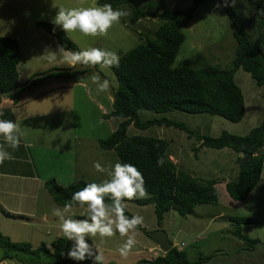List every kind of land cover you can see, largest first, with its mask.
I'll list each match as a JSON object with an SVG mask.
<instances>
[{
    "label": "rangeland",
    "instance_id": "374dc122",
    "mask_svg": "<svg viewBox=\"0 0 264 264\" xmlns=\"http://www.w3.org/2000/svg\"><path fill=\"white\" fill-rule=\"evenodd\" d=\"M96 2L97 0H0V37L15 39L19 43L21 62L17 69L21 81L29 80L32 75H39L35 71L45 73L63 69L62 65L66 64L59 54L51 63L40 58L47 50L56 52L60 45L56 38L47 34L37 23L43 21L55 24V16L60 7L98 6ZM136 2L141 10L161 13L190 9L193 0H136ZM244 2L235 0L244 16L242 18L246 31L254 39L255 12ZM122 9L130 12L127 8ZM130 15L125 17V24L120 20L105 36H84L79 31L64 32L79 51L88 47L103 48L115 51L121 58L142 44L144 35L152 37L161 24L155 17H146L130 25ZM183 33L185 39L180 45L173 68H179L185 62L194 67L215 66L221 69L231 67L236 42L222 0L203 2L184 27ZM97 69L110 81L112 87L117 86L111 67L98 64ZM77 74L78 77L72 81L74 83L66 78L62 81L44 80L37 83L34 91L40 89L36 94L42 95L30 100L29 112L25 116L11 112L9 118L16 121L19 115H22L20 121H24L19 125L24 126L28 136L26 138L31 140V144L36 142L35 145L40 148L38 152L34 150V156L39 154L41 158L40 168H37L39 175L48 180L54 179L62 187L80 181L87 184L99 183L107 177L95 170L94 162H99L105 167L120 162L115 151L104 150L98 144L99 140L106 139L115 131L122 121L104 118V115L112 110L113 96L109 94L108 89L101 90L100 85L103 81L97 80V76L91 70ZM234 80L242 90L245 104L244 117L237 123L215 115L188 114L180 111L155 113L140 110L138 116L141 121L165 117L184 124L195 135L218 137L222 132H227L245 136L260 124L264 116V88L258 87L250 74L242 69L234 73ZM46 86L47 89L44 88ZM36 105L39 106L35 107ZM101 120L103 123L99 122ZM127 134L165 140L168 143L167 154L177 170L198 180L215 181L218 201L216 204L197 205L193 214L185 216L171 210L164 215L160 225L157 223L152 205L139 206L126 201V211L144 218L141 227L145 231L137 229L136 245L127 258H122L118 252L126 240V237L120 236L119 233L106 238L98 235L90 237L88 242L100 248L106 264H153L152 261L164 253L145 232L151 233L158 228L166 233L174 248L187 254L190 261L197 260L199 256L202 258L212 256L202 264H264V149L261 150L263 169L258 184L245 200L234 201L227 194L225 187L237 179L239 170L237 160L243 158L242 154H237L229 148L197 149L199 142L195 137L188 138L185 132L174 127L152 126L146 130H138L131 125L127 129ZM44 143L56 144L57 148H61L62 156L59 153H50L48 151L50 149H47ZM49 156H59L60 159H51ZM2 179L4 178L0 177V180ZM2 187H13V183L4 179L0 181V192ZM28 194L32 196L21 208L20 215L15 214L12 216L14 218H9L0 211V234L10 242L28 243L32 249L41 246L51 249L50 245L57 238H65L59 218L52 215L54 207L62 206L57 205L45 189L30 191ZM85 212V208L75 207L73 218L86 219ZM79 216L84 218H78ZM231 216L247 217L256 221L254 224H240L244 235L260 241L255 248L241 250L243 242L229 234L232 226L228 217ZM1 264H54V262L43 255L38 257L35 254L17 251L13 253L11 260Z\"/></svg>",
    "mask_w": 264,
    "mask_h": 264
},
{
    "label": "trees",
    "instance_id": "16d2710c",
    "mask_svg": "<svg viewBox=\"0 0 264 264\" xmlns=\"http://www.w3.org/2000/svg\"><path fill=\"white\" fill-rule=\"evenodd\" d=\"M209 0H193L192 8L187 10H172L154 13L141 10L136 0H97L102 6L110 3L114 9L127 8L131 12L129 24L134 25L140 19L155 17L161 21L153 36L144 35L142 44L120 58L118 66H111L117 81L114 89L112 110L104 115L105 119L115 118L122 121L106 139L99 140V146L108 151H115L121 163L135 165L143 174L145 188L149 193L147 199L125 200L139 206L152 205L157 223L160 225L164 215L175 211L181 216L193 214L197 205L216 204L218 196L215 181L198 180L177 170L167 154L168 143L165 140L144 136L128 135L127 129L133 126L138 130H146L152 126L178 128L185 132L188 138L195 137L199 142L197 149L202 147L221 150L229 148L243 158L237 160V179L228 183L225 190L234 201H243L253 191L259 182L264 149V116L260 124L247 135L238 136L222 132L218 137L195 135L184 124L161 117L141 121L138 111L146 110L155 113L180 111L188 114H209L222 117L230 122L241 121L245 113L242 90L234 80V73L242 69L250 74L258 87L264 88V2L263 0H244L249 8L254 9L256 17V38L252 39L243 24V14L237 4H224L225 12L232 25V36L236 42L235 56L229 69L215 66L194 67L183 63L179 68H173L181 43L185 36L184 27L192 19L194 12L201 4ZM244 2V3H245ZM247 8V7H246ZM126 18H121L126 23ZM37 25L47 34L56 38L58 44L67 50L79 51L60 26L54 23L40 21ZM21 62L19 43L15 39L0 37V93L6 92L21 83L18 80L17 67ZM98 64L96 65L97 68ZM83 74V72H78ZM74 73H55L34 80L30 86L19 90L8 97L17 104L22 95L37 83L56 78L74 79ZM197 149L195 151H197ZM251 155L250 159L245 157ZM163 157L164 164H157ZM87 183L80 181L68 187H62L54 181L47 180L44 189L53 201L63 207L72 194ZM106 202L111 200L106 197ZM79 207V206H76ZM7 217L12 216L4 212ZM125 214L131 218L128 211ZM232 226L229 234L243 242L242 250H251L260 243L258 239H250L241 231L240 224H254L256 221L247 217H228ZM138 230L145 231L141 226ZM148 236L150 232H145ZM72 242L59 237L52 242L51 249L39 247L32 249L28 243L10 242L0 234V264L11 260L13 253L23 252L45 256L54 264H91L90 260L76 262L67 257V251ZM212 256L190 261L187 254L172 248L163 256L156 257L153 264H201Z\"/></svg>",
    "mask_w": 264,
    "mask_h": 264
},
{
    "label": "clouds",
    "instance_id": "9594fccd",
    "mask_svg": "<svg viewBox=\"0 0 264 264\" xmlns=\"http://www.w3.org/2000/svg\"><path fill=\"white\" fill-rule=\"evenodd\" d=\"M230 2L234 6L235 0H230ZM224 3L228 6L229 0H224ZM129 15L130 12L127 10L114 9L110 3L102 6L60 7L54 22L66 33L79 31L84 36L97 37L107 35L108 30L114 24ZM58 54L69 67H75L78 64L93 68L97 64L111 67L118 66L120 61L119 55L112 50L88 47L80 51H71L62 45L58 46L56 52L47 50L40 58L51 63L57 59ZM108 87L109 84L106 81L100 85L101 90ZM3 115L4 113L0 112V117ZM99 122L103 123L102 120ZM20 135L22 133H20L19 123L9 119H0V136H3L4 140L0 143V165L14 158L8 148L13 150L19 148ZM157 164L160 166L164 164L163 157L158 158ZM93 166L97 172L105 174L107 178L99 183H88L75 191L62 208H53L52 215L59 218L63 236L72 242L67 251L69 259L76 262L90 260L91 264H106L104 253L99 247L89 243V238L97 235L106 238L119 233L120 236L126 237V240L119 247L118 252L122 258H127L136 245L135 233L138 226L143 225L144 218L140 215H133L129 218L125 214L124 201L147 199L149 193L145 188L143 174L133 164L116 162L114 165L105 167L99 162H94ZM106 197L111 200V203L106 202ZM76 206L85 208L86 219L73 218V209ZM181 245L183 246V243Z\"/></svg>",
    "mask_w": 264,
    "mask_h": 264
},
{
    "label": "crops",
    "instance_id": "0c3cea01",
    "mask_svg": "<svg viewBox=\"0 0 264 264\" xmlns=\"http://www.w3.org/2000/svg\"><path fill=\"white\" fill-rule=\"evenodd\" d=\"M62 66L63 68L69 67L67 66V64H64ZM35 73L40 74V73H43V71H35ZM75 77H78V75H76ZM18 80L20 83L26 82V81H21L19 77H18ZM47 80H50L51 82H53V80L62 81L65 79L64 78H56V79L51 78ZM73 80L74 79H70L71 82ZM52 84H55V83H52ZM36 87L34 86L30 88L28 91H26L22 95V97L20 98L17 104H14V102L8 97H0V112L4 113V115L0 117V119H9L11 112L21 113L22 115L25 116L29 112V107H31L30 100L37 98L39 95H42V94H36L40 90L39 89L38 91H34ZM44 88L47 89L48 87L46 86ZM41 90H44V89L41 88ZM38 106L39 105H36L35 107H38ZM25 109H28V111H26ZM22 115H19V119L16 120V122L19 124L20 122L22 123V121H24V120L20 121ZM20 133H22V135H20L19 148L16 150L8 148V151L12 154L14 158L11 160H6L2 165H0V177L4 179H8L10 180L11 183H13V187H9V188L2 187V190H1L2 192H0V211H2V214H4L3 211L8 212L12 216H14L15 214L20 215L21 214L20 212H22L21 208H23L26 201L32 196L31 194H28V193L30 191L35 192V191H39L40 189L43 190L44 183L48 180L47 178L41 177L39 175L40 172L38 173L37 171V168H40L41 158L39 157V154L34 156L35 154L34 150L36 149L37 150L36 152H38L40 148L35 145L37 144L36 142L35 144L34 143L31 144V140L29 141L26 138L28 136H27V133H25L24 131V126H20ZM3 142H4L3 136H0V143H3ZM45 146L47 149H50L48 150L50 153H53V154L59 153V155L62 156L63 152L61 148H57L58 146L56 144H53V145L45 144ZM49 158L51 159L53 158L57 160L60 159L59 156H49ZM35 162H38V163H35ZM12 216H10L9 218H14ZM78 218H84V217L79 216Z\"/></svg>",
    "mask_w": 264,
    "mask_h": 264
},
{
    "label": "water",
    "instance_id": "95a60500",
    "mask_svg": "<svg viewBox=\"0 0 264 264\" xmlns=\"http://www.w3.org/2000/svg\"><path fill=\"white\" fill-rule=\"evenodd\" d=\"M91 70L98 78L99 80L103 81V82H108L109 87L107 88L109 90V94L113 96L114 94V89L110 84V81L104 77L96 68V66L90 67V66H84V65H77L73 68H66V69H55L49 72H45V73H41L39 75H35L33 76L28 82H26L25 84L19 85L17 87H14L6 92H1L0 96L4 97V96H13L15 95L19 90H22L26 87H28L34 80L36 79H40L55 73H74V72H83V71H88ZM251 155H247L246 160L250 159ZM150 239L152 240V242L158 247L160 248V250L164 253H167L171 248H172V244L169 242L168 237L166 235V233L161 229L158 228L157 230L152 231L149 234Z\"/></svg>",
    "mask_w": 264,
    "mask_h": 264
},
{
    "label": "flooded vegetation",
    "instance_id": "af4514ba",
    "mask_svg": "<svg viewBox=\"0 0 264 264\" xmlns=\"http://www.w3.org/2000/svg\"><path fill=\"white\" fill-rule=\"evenodd\" d=\"M67 68H69V69H70V68H73V67H67ZM77 73H78V72H77Z\"/></svg>",
    "mask_w": 264,
    "mask_h": 264
}]
</instances>
